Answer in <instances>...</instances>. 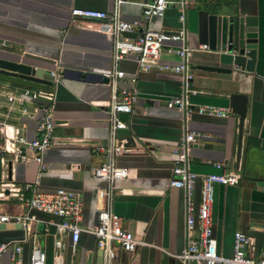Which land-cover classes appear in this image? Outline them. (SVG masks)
I'll use <instances>...</instances> for the list:
<instances>
[{"label":"crops","instance_id":"obj_1","mask_svg":"<svg viewBox=\"0 0 264 264\" xmlns=\"http://www.w3.org/2000/svg\"><path fill=\"white\" fill-rule=\"evenodd\" d=\"M152 0H123L120 19L137 22L134 31L174 30L177 12L167 8L162 17L141 19L142 5ZM185 12L186 46L192 50L189 65H204L206 50L197 38V13L221 18V47L225 45L227 21L232 26L233 44L253 40L255 51L252 72L230 67L229 73L192 70L191 88L197 93L189 98L193 105L228 108L230 95L246 98L245 113L238 145V117L191 114L184 122L176 109H167L164 101L178 95L179 78L170 70H136L131 60H122L118 69L126 78L134 77L138 96L129 116L119 115L126 128L116 132V140L126 152L111 158L127 175L114 183L111 210L122 227L140 236L144 243L133 252L119 251V264H194L177 259L184 248L183 192L169 188L175 144L184 132L195 134L188 150V170L198 178L217 173L214 164H223L238 176L235 186H215L211 207L212 237L216 252L223 258L232 253V236L241 232L248 238V255L264 259V0H188ZM112 0H0V59L41 68L53 73L56 80L46 82L0 69V89L17 94L23 89L51 91L54 96L53 129L50 146L45 151V170L36 172L29 160H12L11 142H0L8 150L0 155V215L21 212V199L29 196L24 186L38 177V190L52 193L56 189L77 192L82 198L81 232L73 251L63 237L60 264H96L95 240L89 229L95 224L101 208L97 190L104 182L93 179L91 171L107 160L99 152L108 145L106 104L109 91L96 80L82 81L93 70L109 69L111 39L96 32L95 24L76 20L70 24V10H94L109 13ZM206 46V45H205ZM24 54L53 63L25 58ZM226 59V58H225ZM225 59L212 64L228 69ZM178 59L161 52L160 67H173ZM206 64V63H205ZM60 70H67L62 77ZM73 72L80 75L76 77ZM37 103L26 104L34 119L14 115L6 119L1 134L10 139L34 138ZM2 106V103H0ZM1 110V109H0ZM230 110V109H229ZM2 149V148H1ZM19 155L31 153L19 148ZM199 180L193 201L198 202ZM34 221L27 228L0 223V243L19 244L21 263L27 264L33 247L45 255V264H54L53 241L57 218L34 212ZM8 264V252L0 257Z\"/></svg>","mask_w":264,"mask_h":264},{"label":"built area","instance_id":"obj_2","mask_svg":"<svg viewBox=\"0 0 264 264\" xmlns=\"http://www.w3.org/2000/svg\"><path fill=\"white\" fill-rule=\"evenodd\" d=\"M123 0H112L109 13L94 10H70V24L76 20H87L95 24V31L111 39L110 68L93 70L91 73L100 75L107 80L109 97L106 104L108 124V145L99 149L107 156V160L91 171V177L104 182V187L97 190L96 195L101 200V208L96 212L95 224L89 233L95 240L96 249L101 251V264H110L112 247L131 253L144 243L140 236L126 231L120 219L112 212L111 205L114 196V183L123 180L127 175L125 168L116 167L111 158L126 150L121 142L116 140V132L126 128L119 115L129 116L138 96L134 77L126 78L123 71L118 69L122 60H131L139 72L150 69L170 70L179 78L178 95L164 101L167 109H176L182 114L184 122L193 113L205 116L226 117L230 114L228 108H217L208 105H193L189 98L197 91L191 88L193 78L189 59L192 50L186 44L185 12L189 6L188 0H152L142 5L141 19L149 21L152 18L162 17L167 8L177 12V28L174 30L152 31L141 28L134 31L137 22H124L120 19V6ZM134 33L133 38L124 34ZM2 44H0L1 46ZM199 50H206L201 45ZM173 54L178 63L173 67H160L158 60L161 52ZM50 76H54L50 73ZM0 142H11L14 145L11 152L14 161L22 163L31 160L36 166L37 174L45 170L43 156L50 146L53 129L54 96L51 91L23 89L17 94H11L0 89ZM37 103L33 109L39 110L40 116L35 121L34 138L27 141L23 137L10 139L1 134L7 126L6 119L14 115H26L34 119V111L29 112L26 104ZM195 134L184 132L173 148L174 161L170 177L167 181L169 188L183 192V234L185 245L181 253L176 256L182 262L194 264H264V259L253 260L248 255V238L241 232H234L232 236V253L229 258H223L216 252L212 237L211 207L215 186H235L238 176L223 164H214L215 174L198 178L188 170V150L194 144ZM0 148L1 153L8 150ZM25 148L31 153V158L19 155V148ZM199 180L198 202L194 204L193 194L196 181ZM29 196L21 199V212L16 215H0V223L19 224L26 229L29 222L35 220L33 213L39 212L57 218L55 224L56 238L53 241V261L60 264V251L63 237H67L71 250L76 245L81 232L82 198L77 192L56 189L52 193H43L38 190V177L32 184L24 186ZM8 252V264L21 263V247L19 244L0 243V257ZM27 264H45L44 253L33 247L30 251Z\"/></svg>","mask_w":264,"mask_h":264},{"label":"water","instance_id":"obj_3","mask_svg":"<svg viewBox=\"0 0 264 264\" xmlns=\"http://www.w3.org/2000/svg\"><path fill=\"white\" fill-rule=\"evenodd\" d=\"M197 38L202 45H206L209 55L203 57L201 60L204 65L191 66V70H200L206 72L216 73H229L230 67L239 68L240 71L252 72L253 63L255 57V51L253 46V40H244L242 43L233 44L232 26L230 20L227 21L225 45L221 47V18L220 16L208 14L206 11H199L197 13ZM134 33L124 34L125 37L133 38ZM25 58H29L39 62L53 63L49 60L24 54ZM226 58V59H225ZM225 59L229 65L228 69L220 68L212 64H220V61ZM206 63V64H205ZM0 69L12 73H17L24 76H32L35 79L54 82L55 76H50L48 70H42L41 68H31L30 66L6 61L0 59ZM62 77L66 76L67 70H60ZM76 77H79L78 72H73ZM92 80H96L102 84H106L107 80L97 74H87L82 80L90 83ZM246 98L243 95L233 94L228 98V107L230 112L238 117V145L240 140V134L242 129V121L245 113ZM16 228H21L19 224H16ZM119 248L114 245L112 247V258L110 264H119ZM101 251L96 252V264H101Z\"/></svg>","mask_w":264,"mask_h":264}]
</instances>
